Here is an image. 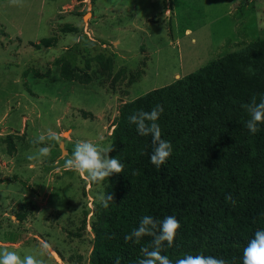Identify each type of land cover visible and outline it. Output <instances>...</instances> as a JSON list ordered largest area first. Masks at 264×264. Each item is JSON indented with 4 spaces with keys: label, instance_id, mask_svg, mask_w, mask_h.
Returning a JSON list of instances; mask_svg holds the SVG:
<instances>
[{
    "label": "rangeland",
    "instance_id": "1",
    "mask_svg": "<svg viewBox=\"0 0 264 264\" xmlns=\"http://www.w3.org/2000/svg\"><path fill=\"white\" fill-rule=\"evenodd\" d=\"M262 37L264 0H0V248L23 257L47 242L48 264H88L104 182L64 168L75 143L108 148L124 102ZM98 53L113 58L110 76ZM58 57L90 59L92 82L62 79ZM121 69L141 76L114 79ZM49 128L61 143L34 144ZM44 146L49 156L27 159Z\"/></svg>",
    "mask_w": 264,
    "mask_h": 264
},
{
    "label": "trees",
    "instance_id": "2",
    "mask_svg": "<svg viewBox=\"0 0 264 264\" xmlns=\"http://www.w3.org/2000/svg\"><path fill=\"white\" fill-rule=\"evenodd\" d=\"M53 38L33 45L49 47ZM92 60L110 76L111 56L98 53ZM89 62L77 68L64 57L54 59L62 79L81 84L92 82ZM140 76L141 71L127 75L121 69L114 79L127 78L131 84ZM261 95L264 37L124 102L109 145L113 147L109 156L124 169L103 181V192L114 201L107 209L99 202L94 206L88 264H115L116 258L121 264H136L152 237H143L139 244L125 242L124 237L144 215L158 220L175 216L180 222L173 245L162 247L171 258L203 253L228 264H243L244 247L255 231L264 229V124L251 134L245 127L250 116L243 107ZM157 104L164 108L157 121L162 138L173 149L160 167L150 162L151 137L139 135L128 122L132 113L150 111ZM7 143L11 153L13 142ZM228 195L235 204L225 200ZM16 215L24 218L22 213Z\"/></svg>",
    "mask_w": 264,
    "mask_h": 264
},
{
    "label": "clouds",
    "instance_id": "3",
    "mask_svg": "<svg viewBox=\"0 0 264 264\" xmlns=\"http://www.w3.org/2000/svg\"><path fill=\"white\" fill-rule=\"evenodd\" d=\"M13 5L21 4L22 0H10ZM249 113L250 118L246 121L245 127L251 134L260 131L259 125L264 124V95H261L259 101L256 96L251 101L243 105ZM162 105H155L150 111L143 109L137 110L128 117V122L136 126L139 135L151 137L152 153L150 162L156 167L162 166L172 154V145L168 140L162 138V132L158 120L163 113ZM61 134L51 128L46 133L39 134L34 144H44L46 141H55L61 143ZM113 147L104 148L88 140H79L75 143L71 157L65 161L64 168L78 172L84 176L90 183H99L108 179L110 176L123 172L124 165L117 159L111 158L109 153ZM50 147H39L34 154H29L27 159L39 160L50 155ZM99 204L107 209L109 202L114 198L109 193L100 192L96 196ZM226 201L235 204L231 195L225 197ZM180 222L175 216H166L158 220L151 215H144L140 218L137 227L126 234L125 242H134L139 244L145 236L152 237L148 246L142 247V258L136 261V264H228L224 258H217L212 255L184 254L181 257L171 258L162 253V247L166 244L168 247L173 245L174 239L180 229ZM51 246L44 242L41 245V251L38 255L25 254L23 257L16 251H10L6 248H0V264H48V260L54 254L50 251ZM115 264H121L119 258H116ZM243 264H264V229L255 231L243 249Z\"/></svg>",
    "mask_w": 264,
    "mask_h": 264
},
{
    "label": "built area",
    "instance_id": "4",
    "mask_svg": "<svg viewBox=\"0 0 264 264\" xmlns=\"http://www.w3.org/2000/svg\"><path fill=\"white\" fill-rule=\"evenodd\" d=\"M86 227L90 229L89 231H91L89 221H87V225H86ZM91 233H92V232H91ZM92 235H93V234H92Z\"/></svg>",
    "mask_w": 264,
    "mask_h": 264
}]
</instances>
